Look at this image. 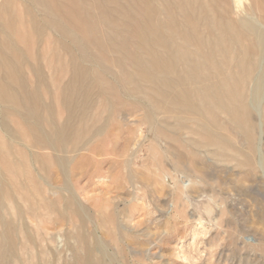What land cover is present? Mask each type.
Returning <instances> with one entry per match:
<instances>
[{"label": "bare ground", "instance_id": "bare-ground-1", "mask_svg": "<svg viewBox=\"0 0 264 264\" xmlns=\"http://www.w3.org/2000/svg\"><path fill=\"white\" fill-rule=\"evenodd\" d=\"M231 1L0 0V195L17 206L21 194L31 218L50 211L62 220V191L78 193L76 175L90 159L83 152L97 138L130 122L129 107L156 127L154 109L136 96L142 89L129 85L136 80L177 109L189 105L188 84H211L199 92L207 110L243 102L264 53V0H248L246 23L233 16ZM2 227L6 264L28 253L32 238L25 232L21 241L6 220ZM87 264H96L89 252Z\"/></svg>", "mask_w": 264, "mask_h": 264}, {"label": "rangeland", "instance_id": "rangeland-1", "mask_svg": "<svg viewBox=\"0 0 264 264\" xmlns=\"http://www.w3.org/2000/svg\"><path fill=\"white\" fill-rule=\"evenodd\" d=\"M233 1V16L246 23L248 0ZM129 85L142 89L136 96L154 109L156 127L129 107L130 122L97 138L83 152L90 159L76 175L78 193L62 191V220L50 211L31 218L21 194L17 206L0 195V232L6 220L21 241L32 238L29 252L6 264H87L88 252L96 264H264V53L244 101L228 102L229 111L200 101L210 83L186 85L189 105L178 109L150 94L147 80Z\"/></svg>", "mask_w": 264, "mask_h": 264}]
</instances>
